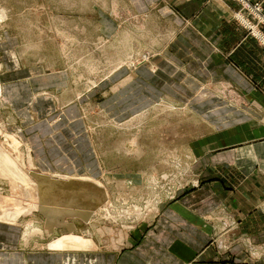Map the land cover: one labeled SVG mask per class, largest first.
<instances>
[{
  "label": "rangeland",
  "instance_id": "374dc122",
  "mask_svg": "<svg viewBox=\"0 0 264 264\" xmlns=\"http://www.w3.org/2000/svg\"><path fill=\"white\" fill-rule=\"evenodd\" d=\"M237 1L235 20L264 36V2ZM101 7L113 4L0 0V199L11 196V181L36 183L40 212L70 214L54 221L61 228L55 240L76 233L105 247L118 236H103L102 228L126 236L151 226L163 206L197 188L191 154L210 131L191 110L142 109L140 92L131 101L125 92L118 97L133 109L111 108V73L152 54L139 51L143 19L124 11L117 18L134 33V45L127 35L105 38L97 28Z\"/></svg>",
  "mask_w": 264,
  "mask_h": 264
},
{
  "label": "crops",
  "instance_id": "0c3cea01",
  "mask_svg": "<svg viewBox=\"0 0 264 264\" xmlns=\"http://www.w3.org/2000/svg\"><path fill=\"white\" fill-rule=\"evenodd\" d=\"M110 2L100 10V33L112 42L127 35L134 45L117 17L142 18L139 51L152 54L111 73V108L133 109L118 97L125 92L131 101L140 92L142 109L155 103L194 112L210 131L191 154L197 188L163 206L151 226L126 236L102 228L103 236H118L103 247L76 233L55 240L61 228L54 221L70 214L40 212L41 187L11 181V196L0 199V264H264V47L235 20L240 2Z\"/></svg>",
  "mask_w": 264,
  "mask_h": 264
},
{
  "label": "built area",
  "instance_id": "2783aa9c",
  "mask_svg": "<svg viewBox=\"0 0 264 264\" xmlns=\"http://www.w3.org/2000/svg\"><path fill=\"white\" fill-rule=\"evenodd\" d=\"M243 0H241V2H242ZM248 7H249V5L247 4V2L245 3V7H244V9L245 10H247L248 9ZM255 11L258 13V15L261 17V9L260 8H256L255 9ZM258 38H259V40H261L262 41V43L264 44V36H258Z\"/></svg>",
  "mask_w": 264,
  "mask_h": 264
},
{
  "label": "bare ground",
  "instance_id": "6f19581e",
  "mask_svg": "<svg viewBox=\"0 0 264 264\" xmlns=\"http://www.w3.org/2000/svg\"><path fill=\"white\" fill-rule=\"evenodd\" d=\"M242 14H240V16H241Z\"/></svg>",
  "mask_w": 264,
  "mask_h": 264
}]
</instances>
